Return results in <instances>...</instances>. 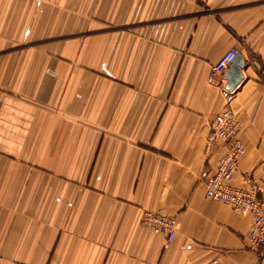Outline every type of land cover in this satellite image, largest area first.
Segmentation results:
<instances>
[{"label": "crops", "instance_id": "0c3cea01", "mask_svg": "<svg viewBox=\"0 0 264 264\" xmlns=\"http://www.w3.org/2000/svg\"><path fill=\"white\" fill-rule=\"evenodd\" d=\"M264 178V0H0V264H252L251 218L205 195L226 145L212 64ZM177 217L172 243L142 224Z\"/></svg>", "mask_w": 264, "mask_h": 264}, {"label": "built area", "instance_id": "2783aa9c", "mask_svg": "<svg viewBox=\"0 0 264 264\" xmlns=\"http://www.w3.org/2000/svg\"><path fill=\"white\" fill-rule=\"evenodd\" d=\"M241 54L238 46L226 50L211 66L210 78L213 82L223 83L224 75ZM226 105L219 112L212 124L208 142L221 141L227 151L220 159L214 172L205 180V195L211 200L230 206L238 213L251 218L248 234L249 247L254 253L252 264H264V178L257 180L246 176L248 188H239L232 180L239 170V161L245 153V146L240 137L241 124L234 117L231 103L235 98L234 90L224 87ZM264 167V160L262 162ZM142 224L154 234L165 238L167 244L173 242L177 235V217L161 211L145 209ZM220 256H215L206 264H220Z\"/></svg>", "mask_w": 264, "mask_h": 264}, {"label": "water", "instance_id": "95a60500", "mask_svg": "<svg viewBox=\"0 0 264 264\" xmlns=\"http://www.w3.org/2000/svg\"><path fill=\"white\" fill-rule=\"evenodd\" d=\"M246 66V60L243 54H240L238 58L233 62L230 68L226 71L225 79L228 81L226 88L230 91L235 90L237 85L243 79V68Z\"/></svg>", "mask_w": 264, "mask_h": 264}]
</instances>
